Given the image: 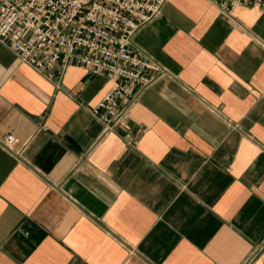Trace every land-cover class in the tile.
<instances>
[{"label":"crops","instance_id":"0c3cea01","mask_svg":"<svg viewBox=\"0 0 264 264\" xmlns=\"http://www.w3.org/2000/svg\"><path fill=\"white\" fill-rule=\"evenodd\" d=\"M131 45L164 72L103 132L111 80L0 42V264H264V10L167 0Z\"/></svg>","mask_w":264,"mask_h":264},{"label":"built area","instance_id":"2783aa9c","mask_svg":"<svg viewBox=\"0 0 264 264\" xmlns=\"http://www.w3.org/2000/svg\"><path fill=\"white\" fill-rule=\"evenodd\" d=\"M166 1L0 0V42L49 79L61 78L70 62H76L111 80L112 86L91 108L108 132L164 72L131 44L138 28L155 18ZM209 1L224 15L241 4L264 10V0ZM13 142L10 134L0 139L6 148Z\"/></svg>","mask_w":264,"mask_h":264}]
</instances>
